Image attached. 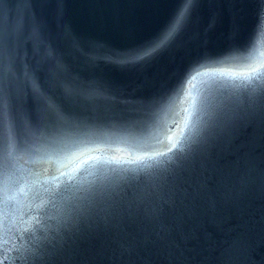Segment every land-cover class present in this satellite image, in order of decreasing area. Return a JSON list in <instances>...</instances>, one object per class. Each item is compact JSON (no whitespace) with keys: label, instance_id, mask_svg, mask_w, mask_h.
I'll list each match as a JSON object with an SVG mask.
<instances>
[{"label":"water","instance_id":"water-1","mask_svg":"<svg viewBox=\"0 0 264 264\" xmlns=\"http://www.w3.org/2000/svg\"><path fill=\"white\" fill-rule=\"evenodd\" d=\"M10 9L25 24L18 96L34 125L23 130L11 158L23 191L0 205V264H125L121 253L140 229L156 225L102 211L70 215L68 189L95 171L90 157L127 160L136 154L133 145L144 144L165 151L186 123L209 120L206 101L226 102L237 124L226 163L242 166L250 152L259 155L264 126L248 115L250 89L237 88L236 77L264 64V0H36L26 17L22 8ZM25 67L45 97L66 109L56 127L39 123L47 103L26 83ZM169 127L172 139L157 144L154 134ZM78 141L90 142L58 150ZM199 223L227 250L228 264H264L258 201L243 222L220 202ZM82 232L94 234L96 244L78 246Z\"/></svg>","mask_w":264,"mask_h":264},{"label":"snow or ice","instance_id":"snow-or-ice-1","mask_svg":"<svg viewBox=\"0 0 264 264\" xmlns=\"http://www.w3.org/2000/svg\"><path fill=\"white\" fill-rule=\"evenodd\" d=\"M35 2L0 0V205L4 207L15 199L16 192L23 191V187L17 188L22 178L17 176L11 158L21 146L23 130L34 125L31 113L23 112L19 106L18 96L19 50L25 24L19 14L12 19L10 6L22 8L26 17ZM249 67L247 74L236 77L240 81L236 87L250 89L247 113L258 116L264 126V74L260 72L264 64ZM23 77L36 98L47 103L39 123L56 127L66 109L45 97L35 72L25 67ZM206 106L211 113L209 120L202 121L197 116L196 122L186 123L185 130L165 151L144 144L139 150L133 145L136 154L127 160L90 157L97 160L95 171L88 173L91 178L85 177L68 189L70 215L90 217L102 211L127 218L133 225L144 220L156 225L150 231L140 229L135 245L121 253L122 258L126 257L125 264H228L229 253L205 234L199 223L201 216L215 210L220 202L241 222L257 201L264 212V142L259 155L250 152L242 166L239 162L226 163L233 155L236 121L229 117L231 109L226 102L209 100ZM171 131L170 127L161 128L154 134L156 143L165 145L172 139L168 135ZM87 142L90 141L57 147L66 152L81 149ZM125 164L135 167L124 168ZM110 165L120 167H106ZM72 179L69 177V181ZM96 242L97 237L90 232H82L76 240L85 248Z\"/></svg>","mask_w":264,"mask_h":264}]
</instances>
